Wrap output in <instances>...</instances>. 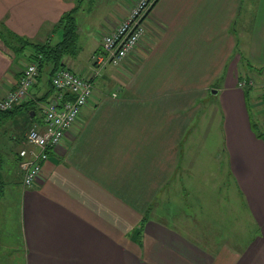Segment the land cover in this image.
I'll use <instances>...</instances> for the list:
<instances>
[{"label": "crops", "instance_id": "obj_1", "mask_svg": "<svg viewBox=\"0 0 264 264\" xmlns=\"http://www.w3.org/2000/svg\"><path fill=\"white\" fill-rule=\"evenodd\" d=\"M78 1L0 0V99L35 45L61 39L59 22ZM135 2L117 1L93 26L83 13L87 0L81 2L79 51L63 62L92 73L94 95L79 132L51 153L33 187L22 184L17 154L6 153L23 145L25 124L41 123L27 120L35 117L29 102H54L49 66L24 106L0 118L7 180L0 179L11 190V213L0 216V256L17 242L16 264H264V101L260 89L239 87L244 75L264 81V0H156L136 50L119 66L95 64L113 18L125 17ZM209 95L227 175L255 224V235L238 232L236 243L229 236L223 244L199 241L173 203L191 168L182 162L199 149L187 132L204 116Z\"/></svg>", "mask_w": 264, "mask_h": 264}, {"label": "rangeland", "instance_id": "obj_2", "mask_svg": "<svg viewBox=\"0 0 264 264\" xmlns=\"http://www.w3.org/2000/svg\"><path fill=\"white\" fill-rule=\"evenodd\" d=\"M80 1L83 0H79L78 4ZM117 1L119 0H87L83 8L87 24L89 26L100 25ZM150 1L148 0L147 4L144 5L146 11L150 7ZM152 1L155 4L156 0ZM115 20L117 19L113 18L114 24H117ZM253 79L257 84L264 82L255 78ZM209 96L206 101L204 100L205 108L202 110L204 113L200 112L198 115V117L204 116L199 121L195 119V124H192L190 131L187 132L191 142L198 143L199 149L196 147L192 151V154L196 155L187 157L186 162H182L183 165L185 163L188 165L189 162L191 168L190 172L184 170L185 175L181 179L186 181L184 185L185 191L178 194L174 193L175 200L173 203L174 206H178L180 215L181 213L187 215L186 218L192 226V231L196 238L202 235V239L198 237L199 241L207 242L206 240H217L223 244L227 236H229L228 239H232L236 243L238 235H240L238 232L243 233V231L248 230V234L251 235L253 232L254 236L255 224L245 200L239 194L233 179L227 175L226 162H223L224 156L222 150L224 145L221 128L218 119L215 117V109L212 104L213 96ZM40 117L41 112L38 111L35 120ZM258 131L264 132L260 125H258ZM21 147L22 145L14 143L6 155H18ZM6 155H2V157L5 158L7 157ZM221 158V164H219ZM0 175L2 179L7 180V178H4L3 171H0ZM175 186L179 189L178 191L182 192L183 188L179 185V181L176 182ZM10 198L11 190L9 183L6 182V195L3 199V205L0 208L1 218H7L11 213L7 203L10 201ZM181 206H186L185 210L181 209ZM4 226L0 225L1 228ZM8 226L9 233L15 239V234L12 235V233L16 232L12 225ZM220 235H222L221 238H219ZM13 247L12 250L6 251L7 253H2L0 256V264H16L18 259L17 252L19 250L17 242L14 243Z\"/></svg>", "mask_w": 264, "mask_h": 264}, {"label": "built area", "instance_id": "obj_3", "mask_svg": "<svg viewBox=\"0 0 264 264\" xmlns=\"http://www.w3.org/2000/svg\"><path fill=\"white\" fill-rule=\"evenodd\" d=\"M147 1L136 0L125 17L115 20L117 24L102 36V52L95 56V64L119 66L136 50L147 35L149 15L154 5L151 0L146 11L144 5ZM91 74L90 71L74 72L66 67L53 73L51 81L56 103L52 101L42 106L37 101L41 109V123L34 122L26 130L23 145L18 153L23 186L33 187L51 153L69 134L79 132L82 111L94 95L95 84ZM38 75V63L28 64L20 78L9 83L5 96L0 99V110L8 111L27 101ZM239 87L244 90L260 89L264 101V82L257 84L252 77L244 75L239 78Z\"/></svg>", "mask_w": 264, "mask_h": 264}, {"label": "trees", "instance_id": "obj_4", "mask_svg": "<svg viewBox=\"0 0 264 264\" xmlns=\"http://www.w3.org/2000/svg\"><path fill=\"white\" fill-rule=\"evenodd\" d=\"M81 2L82 1L79 2L76 8L65 13L61 21L59 22V25L57 27L61 30V39L59 41L53 44L46 43L41 45H35L36 54L34 55L33 58H31L30 62H37L39 65V75L37 79L42 77V71H44L46 66H49L51 68L50 72L52 77L55 71H58L65 67L63 61L65 60L66 57H75L77 55L79 48H78V26H77L76 13L79 11L81 7ZM51 85H52V81H51ZM21 105L24 106V104ZM29 105L31 111H35V117H36L38 111L41 110L39 105L36 106L37 104L34 103L32 104V102H29ZM13 111L14 109L8 111L0 110V118L6 117L7 115H11ZM30 114L31 113L27 114L26 116L27 120L29 118L28 120L29 122L35 121V117L31 118ZM23 127H25V129L27 130L30 126H27V124H25ZM258 135L260 136V134ZM5 195H6V182L0 179V202L4 199Z\"/></svg>", "mask_w": 264, "mask_h": 264}, {"label": "water", "instance_id": "obj_5", "mask_svg": "<svg viewBox=\"0 0 264 264\" xmlns=\"http://www.w3.org/2000/svg\"><path fill=\"white\" fill-rule=\"evenodd\" d=\"M53 103L55 104L56 102L54 101ZM30 115H31V116H33L34 114H33V113H31Z\"/></svg>", "mask_w": 264, "mask_h": 264}]
</instances>
